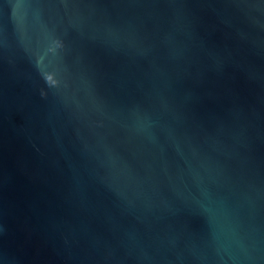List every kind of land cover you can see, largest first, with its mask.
Here are the masks:
<instances>
[{"label": "water", "instance_id": "1", "mask_svg": "<svg viewBox=\"0 0 264 264\" xmlns=\"http://www.w3.org/2000/svg\"><path fill=\"white\" fill-rule=\"evenodd\" d=\"M0 264H264V0H0Z\"/></svg>", "mask_w": 264, "mask_h": 264}, {"label": "clouds", "instance_id": "2", "mask_svg": "<svg viewBox=\"0 0 264 264\" xmlns=\"http://www.w3.org/2000/svg\"><path fill=\"white\" fill-rule=\"evenodd\" d=\"M59 44V42H57ZM46 82L49 85H56L58 83L57 79L55 78V74L53 72H46L44 74Z\"/></svg>", "mask_w": 264, "mask_h": 264}]
</instances>
